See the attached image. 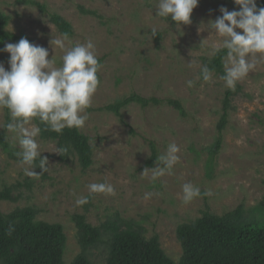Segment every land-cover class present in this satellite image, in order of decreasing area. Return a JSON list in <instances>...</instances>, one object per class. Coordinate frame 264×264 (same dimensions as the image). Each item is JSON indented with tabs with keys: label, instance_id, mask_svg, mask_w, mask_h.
I'll use <instances>...</instances> for the list:
<instances>
[{
	"label": "rangeland",
	"instance_id": "1",
	"mask_svg": "<svg viewBox=\"0 0 264 264\" xmlns=\"http://www.w3.org/2000/svg\"><path fill=\"white\" fill-rule=\"evenodd\" d=\"M26 1L0 0V9L11 17L8 31L47 48L49 59L53 56L59 67L63 51L51 44L61 35L49 18L54 12L74 28L68 47L91 40L102 58L101 83L86 109L89 119L80 128L93 147L94 163L83 169L76 155L62 160L55 153V140L39 134L36 139L41 157H47V171L40 174L34 169L40 175L29 177L24 173L26 166L0 144V190L21 184L14 191L16 201L0 200L1 213L33 207L39 211L35 220L62 225L66 264L82 252L74 220L78 214L97 227L117 218L135 222L146 239L157 235L161 248L176 263L183 255L178 226L195 221L204 210L223 215L243 204L246 220L264 219L258 209L264 199V62L238 82L240 90L231 101L222 146L215 154L216 125L229 89L220 74L214 73L209 82L199 78L200 67L214 56L211 45L220 40L207 25L221 15V6L239 10L232 1L199 0L191 23L179 29L171 17L156 16L159 0H34L46 6V13ZM153 29L161 33V41L155 39ZM9 56L0 52L6 69ZM189 80L194 81L193 87L187 86ZM133 92L179 100L185 114L166 103L147 107L133 103L122 109V120L104 109ZM7 123L0 109V132L18 152V142L13 144L12 134L3 127ZM151 142L157 149L154 160ZM171 143L180 148L171 173L153 178L150 171L144 172L157 166L156 159ZM100 182L111 184L114 194L90 195L88 185ZM189 182L204 194L186 204L182 186ZM207 191L212 195H205ZM147 193L152 195L146 199ZM79 197H88V203L78 205ZM101 238L103 242L87 250L92 264L107 262L109 233L103 231Z\"/></svg>",
	"mask_w": 264,
	"mask_h": 264
},
{
	"label": "clouds",
	"instance_id": "2",
	"mask_svg": "<svg viewBox=\"0 0 264 264\" xmlns=\"http://www.w3.org/2000/svg\"><path fill=\"white\" fill-rule=\"evenodd\" d=\"M199 0H159L156 16L164 19L171 17L179 29L181 24L191 23L193 9ZM239 10L229 11L227 7L219 8L220 16L210 21L207 27L220 38L211 45V55L226 50L224 57V74L220 79L226 88L235 90L236 84L255 71L257 65L264 62V6H258V0H234ZM242 30V31H238ZM156 35V30H152ZM70 38L67 33L52 39L51 44L63 51L61 66L57 67L53 56L49 59V50L22 37L17 43H5L0 52L9 53L6 69L0 62V109H7L10 122L3 127L11 133L13 144H19L16 153L19 163L24 167L25 175L38 176L47 171V157H41V147L37 137L41 128L33 123L38 120L47 129L61 133L65 128H83L89 115L86 109L92 105V99L100 86L99 72L102 68L95 45L89 40L68 47ZM203 41L200 43L202 44ZM191 65V63H190ZM215 70L207 64L200 67V76L204 82L212 80ZM188 87L194 81H187ZM67 148L58 147L60 154ZM180 148L177 144L168 145L164 154L156 159L151 172L153 178L171 173L178 163ZM42 172L37 174L34 169ZM89 194H114V187L107 182L88 185ZM183 202L189 203L201 196L198 186L185 183L182 186ZM152 193H147L149 198ZM205 195H212L207 191ZM78 205L88 203V197H79ZM15 231L9 225L6 234Z\"/></svg>",
	"mask_w": 264,
	"mask_h": 264
},
{
	"label": "trees",
	"instance_id": "3",
	"mask_svg": "<svg viewBox=\"0 0 264 264\" xmlns=\"http://www.w3.org/2000/svg\"><path fill=\"white\" fill-rule=\"evenodd\" d=\"M230 1L239 8L234 0ZM26 2L38 7L43 13L47 11L44 4L34 0ZM258 6H264V0H258ZM82 11L97 15L91 10L82 9ZM49 18L61 34L67 33L69 37L75 34L71 23L59 14L49 13ZM10 19L11 17L0 9V49L5 43L20 40L17 35L7 29ZM154 37L158 41L162 39L159 32ZM225 56L226 50H221L205 64L213 68L214 73L222 76ZM98 59L101 63L102 58ZM239 90L240 86L237 83L234 91L229 89L225 93L223 113L216 125L218 137L214 143L213 154L217 153L222 146L231 101ZM133 103H138L143 107L166 103L177 109L180 114H185L179 100L148 98L136 92L106 105L104 109L123 120L122 109ZM4 111L7 122H9L10 115L7 109ZM34 121L41 128L42 138L53 139L58 147L67 148L66 152L60 153L62 160H66L70 155H76L83 169L92 166L94 163L93 147L89 138L80 129L65 128L61 133H56L47 129L38 120ZM124 124L129 127L131 133L137 134L127 122ZM4 134L5 132H0V144L13 159L19 161L16 156L17 151L4 139ZM150 144L151 160H154L157 156V149L154 142ZM35 169L42 171L39 167ZM20 185L5 186L1 189L0 200L16 201L18 197L14 196V191ZM201 194L204 193L201 192ZM258 209L264 212V199L260 202ZM38 212L33 207L16 208L6 215L0 212V264H66L63 260L66 235L62 225L35 220ZM245 213L243 204L223 215L204 210L202 216L195 221L180 224L177 228V236L183 249V255L178 263L166 255L157 235L146 239L141 228L133 221H123L117 218L97 227L88 223L84 215L78 214L74 216V220L79 230L82 252L71 264H92L87 250L103 242L101 238L103 231L109 233L106 241L109 247L106 264H264V219L248 221ZM10 224L14 225L15 231L9 236L6 232Z\"/></svg>",
	"mask_w": 264,
	"mask_h": 264
}]
</instances>
